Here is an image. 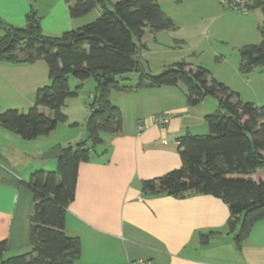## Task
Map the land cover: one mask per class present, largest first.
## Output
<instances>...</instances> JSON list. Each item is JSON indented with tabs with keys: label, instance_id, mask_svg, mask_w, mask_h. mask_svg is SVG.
<instances>
[{
	"label": "crops",
	"instance_id": "1",
	"mask_svg": "<svg viewBox=\"0 0 264 264\" xmlns=\"http://www.w3.org/2000/svg\"><path fill=\"white\" fill-rule=\"evenodd\" d=\"M108 1L112 4L116 0ZM157 1L162 9L163 5L170 9L163 11L176 28L154 35L147 30L153 45L170 47L169 51L177 52L192 67L199 65L197 61L206 48L215 53L209 36L212 14L200 20L190 9L179 7L181 0ZM31 9L39 18L41 32L51 36L92 19L90 12L71 17L66 0H0V19L8 25L25 26ZM95 10L99 15L101 8ZM142 43L146 48L141 56L149 50L147 43ZM48 83L47 65L42 60L0 62V111L18 105L29 107L36 89ZM109 99L121 111V130L103 133V143L79 164L75 196L66 208L65 232L81 241V253L74 264H130L136 260L147 264H264V219L255 222L237 246L239 224L234 232L229 231V207L221 198L211 194H151L141 189L142 181L181 165L177 139L187 133L197 134L198 126L204 131L206 112L188 105L178 85L112 91ZM159 113L170 115L169 123L157 124L153 116ZM66 115L69 120L70 114ZM138 121L144 122L141 131ZM64 124L30 140L0 125V241H6L9 252L31 248L33 200L23 182L34 170H55L58 164L57 157L44 158L43 153L87 139L85 129L76 132ZM255 176H264V169H258Z\"/></svg>",
	"mask_w": 264,
	"mask_h": 264
},
{
	"label": "trees",
	"instance_id": "2",
	"mask_svg": "<svg viewBox=\"0 0 264 264\" xmlns=\"http://www.w3.org/2000/svg\"><path fill=\"white\" fill-rule=\"evenodd\" d=\"M71 17H79L99 6L100 14L91 22L59 36L41 32L39 18L31 9L25 26H12L0 19V62L47 65L49 83L36 89L33 103L25 112L16 108L0 111V125L30 140L53 131L67 120L62 111L65 100L77 95L80 85L72 89L68 76L81 81L93 78L99 95L89 105L86 119L87 139L60 147L55 170H34L23 184L31 191L33 211L30 215L31 248L5 257L6 241H0V264H74L81 253L78 236L65 232L68 204L74 199L78 167L89 159L91 150L103 143V133H117L122 127L121 111L113 104L112 91L132 92L145 86H174L182 83L188 105L199 104L205 97H216L224 112L204 116L207 134L178 137L181 165L165 174L142 181L144 193L184 197L211 194L229 207L228 229L235 233L237 246L248 236L255 222L264 219V104L242 101L223 82L212 77L202 66L185 61L173 62L153 74L142 63L141 42L148 30L155 34L176 28L157 0H66ZM247 1V0H246ZM111 5V8H109ZM260 8L264 0H251L249 8ZM262 40L239 48V70L246 74L264 67V21ZM60 41H70L60 45ZM138 72L134 86L122 85L117 76ZM52 110L45 115L40 108ZM76 124V123H73ZM205 237V236H203Z\"/></svg>",
	"mask_w": 264,
	"mask_h": 264
},
{
	"label": "rangeland",
	"instance_id": "3",
	"mask_svg": "<svg viewBox=\"0 0 264 264\" xmlns=\"http://www.w3.org/2000/svg\"><path fill=\"white\" fill-rule=\"evenodd\" d=\"M247 2L251 5V0H247ZM178 3H180L179 7L182 8V10L190 9L192 11V16L194 15L197 19L201 20L209 14L213 16L209 36L210 41L214 45L215 53L213 54L209 47L206 48L199 61H197L199 65L206 67L210 71L212 77L223 82L234 92L238 93V97L242 101L252 102L257 106L263 105L264 67H255L246 74L239 70V48L247 44H258L262 40L260 31V27L264 21L262 10L256 7L249 8L246 12H240L236 8H229L223 5L220 0H181ZM109 8H111V5H109ZM163 9L166 12H171L166 5H163ZM95 11V8L90 11V15H92L91 21L98 16ZM181 15L180 13V16ZM2 33L3 30L0 28V34ZM164 35L165 34H161V38L164 37ZM141 41L147 43V46H149V50H144L142 53V63L145 69L153 74L162 72L167 65L173 62L182 61V59L178 57L177 52L168 50L170 47L162 44V46L153 45L149 32H145ZM121 76L127 77V79L123 81L120 76L116 77L121 84L134 85L136 84V79L139 74L133 71ZM68 81L72 89L82 82L71 75L68 76ZM82 83L83 84H80L78 88L77 95L68 97L65 100L62 111L65 114H70V117L69 120L60 122L58 124L59 127L65 123L64 125L67 127L71 125L76 129V132L82 129L87 131L84 119L88 117L90 110L89 105L92 103L94 97L96 98L99 95V90L96 88L93 78L85 79ZM177 85L179 89L184 90L182 83H178ZM195 106L199 107L195 109H201L203 112H206V114L216 111L224 112V110L219 107L218 101L214 96L205 97L199 104L194 105V107ZM16 108L21 112H25L28 107L18 105ZM41 108L45 109L52 116V110L46 107ZM73 120H76L77 124H73ZM203 124L204 127H206L204 131L198 126L196 129L199 131L194 132L201 135L207 134L209 128L205 118L203 119ZM24 252L27 251H21V253ZM16 254L20 253H12L6 250L4 256L7 257Z\"/></svg>",
	"mask_w": 264,
	"mask_h": 264
},
{
	"label": "built area",
	"instance_id": "4",
	"mask_svg": "<svg viewBox=\"0 0 264 264\" xmlns=\"http://www.w3.org/2000/svg\"><path fill=\"white\" fill-rule=\"evenodd\" d=\"M221 3L229 8H236L240 12H246L247 11V1L246 0H220ZM171 117L168 114L165 113H159L153 116V120L159 124V125H165L169 123ZM144 128V122L138 121L137 123V129L139 131L143 130ZM130 264H147V261L145 260H136L131 262Z\"/></svg>",
	"mask_w": 264,
	"mask_h": 264
},
{
	"label": "water",
	"instance_id": "5",
	"mask_svg": "<svg viewBox=\"0 0 264 264\" xmlns=\"http://www.w3.org/2000/svg\"><path fill=\"white\" fill-rule=\"evenodd\" d=\"M70 41H60L59 44L60 45H66V44H69ZM60 147L59 146H55L47 151H45L43 153V157L44 158H55V157H58L60 155Z\"/></svg>",
	"mask_w": 264,
	"mask_h": 264
}]
</instances>
